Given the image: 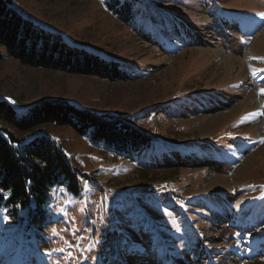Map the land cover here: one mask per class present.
<instances>
[{
  "label": "rangeland",
  "instance_id": "374dc122",
  "mask_svg": "<svg viewBox=\"0 0 264 264\" xmlns=\"http://www.w3.org/2000/svg\"><path fill=\"white\" fill-rule=\"evenodd\" d=\"M10 1L130 77L24 64L0 47V100L19 113L65 101L153 138L125 154L45 125L81 189L53 187L43 226L2 208L0 264H264V0L134 1L128 20L110 0Z\"/></svg>",
  "mask_w": 264,
  "mask_h": 264
},
{
  "label": "trees",
  "instance_id": "16d2710c",
  "mask_svg": "<svg viewBox=\"0 0 264 264\" xmlns=\"http://www.w3.org/2000/svg\"><path fill=\"white\" fill-rule=\"evenodd\" d=\"M134 1L142 0H110L109 7L128 20ZM0 47L24 64L110 79L130 77L115 61L65 42L58 33L23 16L10 0H0ZM110 116L60 100L41 101L19 113L0 100V210L11 208L15 215L26 210L29 224L43 226L48 220L47 204L53 187L64 186L70 193L79 194L77 170L43 128L45 125L70 127L95 144L103 143L125 154H137L152 142L151 135L124 118ZM24 134L29 135L21 136Z\"/></svg>",
  "mask_w": 264,
  "mask_h": 264
},
{
  "label": "snow or ice",
  "instance_id": "6c2138e0",
  "mask_svg": "<svg viewBox=\"0 0 264 264\" xmlns=\"http://www.w3.org/2000/svg\"><path fill=\"white\" fill-rule=\"evenodd\" d=\"M261 15H264V14H261ZM261 92H264V89H262Z\"/></svg>",
  "mask_w": 264,
  "mask_h": 264
}]
</instances>
